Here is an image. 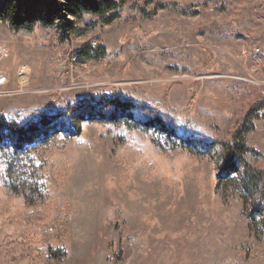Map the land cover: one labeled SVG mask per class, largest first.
Masks as SVG:
<instances>
[{
    "label": "rangeland",
    "instance_id": "1",
    "mask_svg": "<svg viewBox=\"0 0 264 264\" xmlns=\"http://www.w3.org/2000/svg\"><path fill=\"white\" fill-rule=\"evenodd\" d=\"M45 2L53 25L0 21V115L51 117L25 148L44 194L25 201L0 183V264H264L219 145L166 149L125 117L86 110L100 97L164 102L215 140L237 135L233 166L250 168L249 187L264 182V0H124L102 13ZM59 14L73 23L65 35Z\"/></svg>",
    "mask_w": 264,
    "mask_h": 264
},
{
    "label": "trees",
    "instance_id": "2",
    "mask_svg": "<svg viewBox=\"0 0 264 264\" xmlns=\"http://www.w3.org/2000/svg\"><path fill=\"white\" fill-rule=\"evenodd\" d=\"M46 0H0V21L7 24L13 32H31L35 25L54 24L55 14L52 4ZM124 0H70L74 13L88 11L102 13L116 9ZM113 15L111 16V18ZM59 27L64 34L66 27L73 28L72 22L59 14ZM110 18V19H111ZM87 113L98 116L101 121L115 120L122 116L134 124L138 130H145L159 146L176 151H187L206 155L219 145V158L234 172L247 190L249 216L261 228L264 234V182L260 178L254 187L251 170L243 164L235 168V157L241 155L244 146L237 135L231 142L218 141L197 130L195 126H186L175 110L164 102L148 103L129 97H100L86 106ZM51 123L50 114L33 121L18 124L0 115V183L10 192L19 193L25 201L40 197L45 191V181L41 166L28 157L27 145L38 141L48 133ZM41 126V130H37ZM231 167V168H230ZM220 170V169H219ZM220 176V174L218 175Z\"/></svg>",
    "mask_w": 264,
    "mask_h": 264
},
{
    "label": "built area",
    "instance_id": "3",
    "mask_svg": "<svg viewBox=\"0 0 264 264\" xmlns=\"http://www.w3.org/2000/svg\"><path fill=\"white\" fill-rule=\"evenodd\" d=\"M7 82V77L3 74H0V86L4 85Z\"/></svg>",
    "mask_w": 264,
    "mask_h": 264
}]
</instances>
